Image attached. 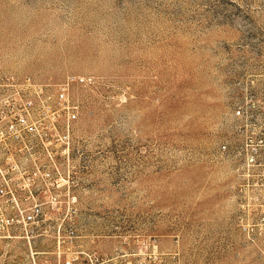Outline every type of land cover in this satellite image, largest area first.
Wrapping results in <instances>:
<instances>
[{
	"label": "rangeland",
	"instance_id": "374dc122",
	"mask_svg": "<svg viewBox=\"0 0 264 264\" xmlns=\"http://www.w3.org/2000/svg\"><path fill=\"white\" fill-rule=\"evenodd\" d=\"M71 75L69 159L0 176V264H264V0H0V106Z\"/></svg>",
	"mask_w": 264,
	"mask_h": 264
},
{
	"label": "built area",
	"instance_id": "2783aa9c",
	"mask_svg": "<svg viewBox=\"0 0 264 264\" xmlns=\"http://www.w3.org/2000/svg\"><path fill=\"white\" fill-rule=\"evenodd\" d=\"M91 83V78L71 75L64 83L51 90L45 85L35 83L30 77L22 80L18 85L20 88L18 95L23 105L0 106V150L7 152L6 157L0 155V161L8 162L7 167L0 166V176L42 178L52 181L53 173L47 170L49 164L54 165L59 173L53 146L64 144L69 159L73 124L79 116L80 107L72 100L71 92L75 86H88ZM26 93L32 98L24 101L21 95ZM61 119H64V126L60 130ZM40 162L47 164L41 165ZM57 184L58 181L49 183L46 188L50 189ZM9 193L12 194L7 189H0V197ZM54 200L50 202L53 203ZM75 202L76 198L73 197V203ZM41 211V205H35L31 214L22 217L24 225L38 226ZM13 224V219L6 221V225ZM63 264L82 263H78V257H74Z\"/></svg>",
	"mask_w": 264,
	"mask_h": 264
},
{
	"label": "crops",
	"instance_id": "0c3cea01",
	"mask_svg": "<svg viewBox=\"0 0 264 264\" xmlns=\"http://www.w3.org/2000/svg\"><path fill=\"white\" fill-rule=\"evenodd\" d=\"M38 254H40V253H38L37 251H35V255H38Z\"/></svg>",
	"mask_w": 264,
	"mask_h": 264
}]
</instances>
